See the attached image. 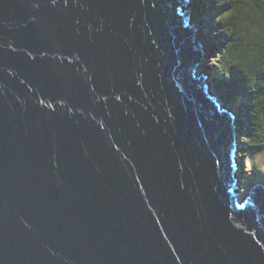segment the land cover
I'll return each mask as SVG.
<instances>
[{
  "label": "water",
  "instance_id": "water-1",
  "mask_svg": "<svg viewBox=\"0 0 264 264\" xmlns=\"http://www.w3.org/2000/svg\"><path fill=\"white\" fill-rule=\"evenodd\" d=\"M198 33L190 0H0V264H264Z\"/></svg>",
  "mask_w": 264,
  "mask_h": 264
},
{
  "label": "trees",
  "instance_id": "trees-1",
  "mask_svg": "<svg viewBox=\"0 0 264 264\" xmlns=\"http://www.w3.org/2000/svg\"><path fill=\"white\" fill-rule=\"evenodd\" d=\"M190 16L208 18L198 35L209 27L211 82L226 104L239 100L241 155L254 158L264 153V0H190Z\"/></svg>",
  "mask_w": 264,
  "mask_h": 264
},
{
  "label": "rangeland",
  "instance_id": "rangeland-1",
  "mask_svg": "<svg viewBox=\"0 0 264 264\" xmlns=\"http://www.w3.org/2000/svg\"><path fill=\"white\" fill-rule=\"evenodd\" d=\"M207 19L208 18L203 17V18H195L194 20H192L197 27V31L200 30V26L203 23L207 22ZM209 31H210L209 27L204 28L203 34L205 35L204 37L206 39L210 35ZM213 56L204 59L203 60L204 65L201 66V68L204 71L209 72V74L211 76L210 78L217 75L215 69L212 66ZM233 103H234L233 105L235 108H236V106L238 107V109H236L237 113H241L243 108L242 109L240 108L239 100H235ZM240 157H243V155H241V150L239 152H237V161H238L237 166L240 169H244L241 172L242 186L240 189V193H241V195H245L248 193V188H249L250 184L257 182V181L264 183V153H261L254 158L244 159V162L242 164H241V160H240L241 158Z\"/></svg>",
  "mask_w": 264,
  "mask_h": 264
}]
</instances>
